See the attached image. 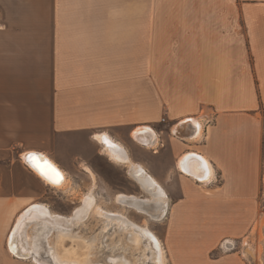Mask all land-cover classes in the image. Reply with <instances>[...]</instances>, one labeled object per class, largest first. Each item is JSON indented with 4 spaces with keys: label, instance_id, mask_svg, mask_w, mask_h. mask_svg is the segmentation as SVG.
I'll return each instance as SVG.
<instances>
[{
    "label": "crops",
    "instance_id": "crops-1",
    "mask_svg": "<svg viewBox=\"0 0 264 264\" xmlns=\"http://www.w3.org/2000/svg\"><path fill=\"white\" fill-rule=\"evenodd\" d=\"M260 108L264 0H0V264H38L12 253L11 230L21 212L53 211L24 154L57 165L56 151L98 145L94 132L127 149L137 129L167 164L157 176L132 161L164 189L150 229L166 264H248L222 245L261 219ZM186 156L212 178L181 171Z\"/></svg>",
    "mask_w": 264,
    "mask_h": 264
},
{
    "label": "rangeland",
    "instance_id": "rangeland-1",
    "mask_svg": "<svg viewBox=\"0 0 264 264\" xmlns=\"http://www.w3.org/2000/svg\"><path fill=\"white\" fill-rule=\"evenodd\" d=\"M258 111V116L262 121L263 129L262 150L264 160V111L261 110V108L258 109ZM101 132L102 131H97L94 133L98 134ZM120 132L124 138L127 130H121ZM88 135L90 134H86V136ZM146 137L150 140L151 135L147 133ZM95 142L99 146L92 143L93 145H84L82 147L84 152L80 154L83 155V157H80L79 155L75 156V154L64 155L65 152L59 151L52 154L58 163L57 165L62 170H65L66 177L68 178L66 189L59 190L53 188L50 191L48 190V194H46L47 200L51 203V207L53 208V212L66 217L72 215L77 208L81 207L82 197L85 194L92 192L96 198V208L99 207L107 212L122 214L127 221L136 223L139 226H147L149 229L157 228V222L160 219L151 220L148 216L136 213L135 210L115 202V196L120 193L135 195L137 197H149V194L140 187L138 182L129 176L127 165L117 164L109 161V159L103 155H97V151L102 148L97 141ZM127 143H129L126 146L128 150L125 147L124 148L126 149L127 157H130V159L128 157L130 164L135 165L137 162L141 163L147 170L149 169L148 171L150 172H147L148 174L154 173L157 176L161 173L162 175L165 174L167 164L163 161L162 156H159L156 153V150L158 149L157 147L152 148L153 146L151 147L149 144H145L147 142L140 144L137 141H128ZM84 166H87L91 170L93 176L84 170ZM172 181V185H175V180ZM163 185L165 186L166 184ZM161 188L163 189L162 186ZM259 207L261 219L258 220L256 225H254L251 233L245 238L237 240L234 243L232 242L234 248L237 249V251L242 252L245 258L244 260H246L248 264H264V172L262 174ZM21 214L22 212L16 217L15 222ZM63 221L65 220L63 219ZM102 227V219H100L97 216L96 211L93 210L87 215L82 223L72 225L70 227L71 230L69 231L70 234H67L63 239L60 238L62 241L55 237L56 233L53 230L47 234L50 236V239H52V242L55 245L54 248L60 252H71L69 254L73 253L72 255L76 257H78V255L79 257L84 256L83 258H85V255L89 254L90 257H88L90 261L93 259V262H100L103 264H110L109 257L111 255H123L125 259L128 258L131 262H135V264H141L142 260L138 262V258L142 253V249L145 247V242H142L137 249H133L128 247L125 242V231L123 228L113 226L107 231V233L102 234ZM22 229L24 230L23 235H26V238L29 239V236L33 237L35 235V230L40 231L42 228L36 223V221H31L26 223V226L23 225L21 227V230ZM44 232L45 231H40L41 234L39 237L41 236V238H39V246L41 249L39 252L41 253H38L39 255L37 256V259H40L45 263H50L46 257V253H43L45 251L48 252L49 249L47 246V234ZM94 238L97 241H94ZM147 255L150 256L149 251L147 252ZM147 264H151V261L147 262Z\"/></svg>",
    "mask_w": 264,
    "mask_h": 264
},
{
    "label": "bare ground",
    "instance_id": "bare-ground-1",
    "mask_svg": "<svg viewBox=\"0 0 264 264\" xmlns=\"http://www.w3.org/2000/svg\"><path fill=\"white\" fill-rule=\"evenodd\" d=\"M146 134L147 133L141 132L140 129H137L133 133V138L140 144L147 142L145 143L146 145L149 144V146H153L152 148L156 147L157 139H155V136H153L151 133H148L151 135L149 140V138L146 137ZM200 136L201 131L198 132L196 138ZM94 140L101 145V154L107 157L109 161L121 165H127L129 176L138 182L140 187L149 194V197H137L135 195H126L120 193L115 196V202L135 210L136 213L148 216V218L151 220L163 218L166 210V204L164 201V193L162 192L160 186L139 165L130 164L125 148L107 133H96L94 135ZM105 140H107L108 143H105ZM31 153L37 154L41 163L44 160L50 162L60 172L62 179L59 183H52L41 176L32 166H30V164H28L34 173L48 186L59 190L66 189L68 185V178L66 177L67 175L65 174V171L61 170L55 162L43 155V153L39 154L37 151H32ZM26 155L24 154L23 156L24 161H26ZM178 166L181 171L188 174L192 178H198L201 180L203 179L206 171L208 173L206 179H210L213 176L211 165L205 163L195 156L183 157ZM84 170L93 176L91 170L87 166H84ZM81 200V207L77 208L72 215L67 217L57 214L53 211H47L45 210V207H42V210H38L36 207H33L34 209L30 208L23 212L21 216L17 218L11 230L9 246L12 253L19 258L30 257L32 261L38 264H103L100 262H93V259L90 261L89 254L85 255V258H83L84 256L79 257L78 254V257L73 256V253L69 254L71 252L67 253L57 251L54 248L55 245L53 244L52 239H50V236L48 235L49 232L53 230L56 233V238L63 239L67 236V234H70L69 231L71 230L70 227L72 225L82 223L86 219L87 215L90 214L91 211L95 210L97 216L103 221V227L101 229L102 234L107 233L111 227L117 226L124 229V238L128 247L137 249L138 246L142 244V242H145V247L142 249V253L140 251L141 254L138 258V262L142 260L141 264H147L149 261H151V264H166L164 251L162 250L160 242L147 226H139L136 223L127 221L122 214L107 212L99 207L96 208V198L92 192L85 194ZM63 219L65 221H63ZM31 221H36V223L41 226L42 229L40 231H45L44 233L46 234L48 233L46 238L49 248L48 254L50 256V263H45L44 261L36 258V255H38V252L41 249L39 246V238H41V236L39 237L41 234L40 231L35 230V235L33 237L29 236V239L26 238V235H23L24 230H21V227L23 225L26 226V223ZM93 240L95 241L96 239L94 238ZM148 251L150 252V256L147 255ZM109 261L110 264H135V262H131L128 258L125 259L123 255H111L109 257Z\"/></svg>",
    "mask_w": 264,
    "mask_h": 264
},
{
    "label": "snow or ice",
    "instance_id": "snow-or-ice-1",
    "mask_svg": "<svg viewBox=\"0 0 264 264\" xmlns=\"http://www.w3.org/2000/svg\"><path fill=\"white\" fill-rule=\"evenodd\" d=\"M105 143H108L105 140ZM25 159L44 178L52 183H59L62 179L60 172L47 160L40 162V158L35 153H28Z\"/></svg>",
    "mask_w": 264,
    "mask_h": 264
},
{
    "label": "built area",
    "instance_id": "built-area-1",
    "mask_svg": "<svg viewBox=\"0 0 264 264\" xmlns=\"http://www.w3.org/2000/svg\"><path fill=\"white\" fill-rule=\"evenodd\" d=\"M162 122H165V119H162ZM222 248L224 250H230V249H234V245L230 242H224V245H222Z\"/></svg>",
    "mask_w": 264,
    "mask_h": 264
},
{
    "label": "water",
    "instance_id": "water-1",
    "mask_svg": "<svg viewBox=\"0 0 264 264\" xmlns=\"http://www.w3.org/2000/svg\"><path fill=\"white\" fill-rule=\"evenodd\" d=\"M26 160V159H25ZM27 163H25L26 165L29 164V162L26 160ZM28 166V165H27ZM31 166V165H30ZM29 167V166H28Z\"/></svg>",
    "mask_w": 264,
    "mask_h": 264
}]
</instances>
